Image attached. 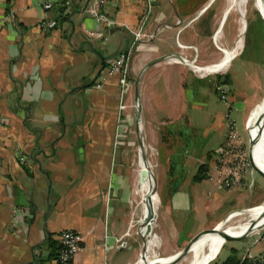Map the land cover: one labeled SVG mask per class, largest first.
Here are the masks:
<instances>
[{
	"label": "crops",
	"instance_id": "0c3cea01",
	"mask_svg": "<svg viewBox=\"0 0 264 264\" xmlns=\"http://www.w3.org/2000/svg\"><path fill=\"white\" fill-rule=\"evenodd\" d=\"M159 1V13L151 14L154 0H114L105 12L116 27L104 31L106 41L99 46L86 34L97 26L75 10L77 19L70 14L60 18V8H54L46 16L57 21L56 28L41 30V0H0V264H53L49 243L57 242L64 230H74L82 237L73 264H138L142 258L148 243L144 240L146 231L141 227L136 231L132 219L131 166L135 155L126 151L134 146L126 133L133 127L131 111L135 129L157 147L163 138L162 128L181 117L179 100L186 93H195L187 87L188 80L194 83L211 76L200 77L187 64L165 58H195V64L202 67L218 63L223 56L207 50V45L212 34L216 37L223 32L231 10L226 9L220 20L213 15L200 25L198 22L218 0H202L195 15L183 5L178 10L173 0H168L170 9L165 0ZM137 31L143 36L140 41H135ZM120 53L128 56L127 85L122 86L120 77L115 76L106 78L100 89H90L99 71ZM242 55L241 49L229 62L227 73ZM196 93L197 98L203 96L198 89ZM263 97L264 92L254 99L249 114ZM206 102H199V109ZM135 103L138 110L133 108ZM121 104L127 106V121L120 128ZM256 109L249 132L253 120L255 140L262 145ZM225 127L218 115L209 128ZM116 142H120L121 150L114 156ZM248 142L250 145V136ZM211 151L207 163L189 168V182H200L193 179L206 164L202 180L231 195L223 199L228 208L240 206L238 195L252 189L254 172L263 178L258 172L262 169L251 166L246 186L224 190L209 177L216 154ZM258 154L257 162L264 165L263 150L258 149ZM126 159L128 165H124ZM167 162L170 164L171 159ZM169 176L171 184L164 199L158 194V185L155 188L157 204L160 197L155 248L165 250L166 257L187 244L185 241L180 247L179 242L191 215L199 217L202 209H211L223 197L217 195L205 207L198 199L192 203L182 179ZM263 203L229 210L193 239L217 228L230 215ZM251 224L236 234L247 232ZM237 241H242L240 258L247 250L252 256L263 252L264 226Z\"/></svg>",
	"mask_w": 264,
	"mask_h": 264
},
{
	"label": "rangeland",
	"instance_id": "374dc122",
	"mask_svg": "<svg viewBox=\"0 0 264 264\" xmlns=\"http://www.w3.org/2000/svg\"><path fill=\"white\" fill-rule=\"evenodd\" d=\"M158 2L160 1L154 0V7L151 14L159 13L158 11L160 8ZM173 3L178 10L180 6L183 5V7L186 6L188 8V12L190 14L195 15L198 12L202 0H173ZM165 4L169 9L171 8V4L168 2V0H165ZM242 6L243 0H237V3H231L229 0H218L210 9V11L207 12L198 22V24L203 25L207 23L213 15L214 19L219 18L220 20L223 12L231 7L230 12L225 19L223 32L220 33V35L214 40V34H212L211 41L207 45V50L217 51L220 58L223 56V50H232L239 41ZM244 10V19L248 29L246 31V25L244 22L245 26L242 35L241 46L235 53L231 54L230 61L238 53H240L241 49L243 50L242 57L234 60L231 63V67L229 69L230 71L228 73L225 71L226 69H224L222 71L212 73L215 74L212 75L194 69L195 73L198 75L207 74L211 76L203 81H194V83L190 79L188 80L187 87L190 91H195V93H186L185 96L179 100V115L181 117L177 122L168 124L162 128L163 132L161 134H163V138L157 147L152 145V143L145 136L141 135V133L135 129V115L134 112L131 111L133 127L130 129L128 128L126 133L133 139L134 146H130L129 150L126 151H128L129 155H135L131 166L133 177L131 184V200L133 205L132 219L133 227L136 231H138L140 227L145 228L146 236L144 240H146V242L150 241V237L148 236L146 221L141 215L140 198L135 195V180L138 172L137 156L141 147L140 145H144V147L147 149V153L145 155L151 164L152 183H154L155 180V188L157 189L158 185V194L162 199L167 196L166 193L170 186L169 183L171 184L169 175L175 179L180 178L178 181L182 179V181L185 183L184 185L188 189L190 194L189 197L191 198L192 203L198 199L197 202L200 201V206L205 207L207 204H209V202L214 200L217 195L223 196L221 200L215 202L211 209L207 211L202 209L201 214H198L200 215L199 217L195 218L194 214L191 215L190 219H188L187 223L183 227V231L180 236V241L182 242H179L180 247L184 246V242L186 241L187 244L184 246V248H186V246H188V244L193 240L194 236L209 228L211 224L217 222L219 219H222L229 210L264 201V179L256 172L253 173L252 189L243 191L240 195H238L242 204L232 208H228V204L223 200L224 197L231 196L228 194V192L216 190L211 183L205 180L197 183L189 182L190 180L188 176L189 168L192 166L198 167L201 163H207L208 152L212 150L211 152L214 155L220 150L222 144L225 141V135L231 122L235 123L237 132L242 138L246 153L247 155L249 154V123L252 112L256 109L257 105L250 112V114L248 111L252 106L254 99L259 97L264 92V20L259 14H264V0H248ZM67 13L73 16L74 19H77L75 16L78 14H76L74 9H68ZM90 39L91 41H98L99 46L102 43V40L95 38ZM215 63L217 62H213L211 64L214 65ZM211 64L206 67L213 66ZM195 65L199 66L198 64ZM244 65L245 70L242 72L241 69L244 68ZM247 72L248 74H246ZM216 75H221V77ZM225 81L227 83H225ZM216 86H221L227 91L228 94L225 101L221 100L220 94L216 91ZM197 89L200 90L203 96L197 98ZM245 98L247 99L244 101ZM205 101H207L206 106L199 109L197 106L198 103H205ZM228 111H230L229 114ZM258 112L259 106L256 113L258 114ZM120 114H123L122 120L119 122L121 128L123 121L125 122L127 120L124 111ZM218 115H221L222 121L225 123L226 127L211 130L209 127H212L214 124V119H216ZM212 116L214 117L211 120L210 117ZM165 117L166 116H164V118ZM257 119L258 116L256 117V120ZM223 134L224 138L222 137ZM119 145L120 142H116L112 148L114 156L118 155L119 151L121 150ZM252 153L254 159L258 161L259 154L255 143L252 146ZM167 158L171 159L170 164H168ZM128 164L129 159H126L124 161V165ZM255 166L260 169L257 165ZM169 167L171 169H169ZM208 193H210V195ZM160 197L155 212L157 215L160 214ZM154 198L156 201H158L157 195L155 193ZM219 208L221 210H219ZM217 210H219V212ZM156 218L152 224V235L156 226ZM237 220L238 218H235L229 223L232 224ZM240 242L242 241H227L219 250L218 248L220 244H218V246L211 250V252H209L206 256L213 254L215 255L198 264H205L206 262H208V264H221V262L230 255L231 249H236L237 253L241 251ZM184 248L173 252V254L180 252ZM153 251L154 252L148 253V259L152 260L154 256L160 257L161 259L167 258L165 250L162 251L154 248ZM180 263L181 261L178 264Z\"/></svg>",
	"mask_w": 264,
	"mask_h": 264
},
{
	"label": "built area",
	"instance_id": "2783aa9c",
	"mask_svg": "<svg viewBox=\"0 0 264 264\" xmlns=\"http://www.w3.org/2000/svg\"><path fill=\"white\" fill-rule=\"evenodd\" d=\"M113 2L114 0H41L40 7L44 15L40 19L38 26L41 30L56 28L57 21L49 19L46 14L58 7L62 10V17H66L69 14L67 13V10L72 8L79 14L90 18L97 26V30L86 32L89 38L106 41V38L103 35L104 31L116 27V22L105 12V8L112 5ZM150 8L151 6L149 7V10ZM134 36L135 41H140L143 37L139 31L135 32ZM149 39H151V37H147V40ZM179 47L184 48V46L180 44ZM165 61L183 62L191 64V66L195 68H203L195 65V58L191 61H187L179 56H168L165 58ZM127 66L128 56L126 53L118 54L113 60L109 61L101 71H99L93 84L90 86V89H100L106 78H112L115 76L120 77L122 86L127 85L125 82ZM192 70L194 71V69ZM199 76L205 77L207 74ZM216 91L220 94L221 100L225 101L227 99L228 93L223 87L216 86ZM126 107L127 106L121 104L119 106V111H124ZM133 108L138 110V104L135 103ZM229 113L230 111H228V114ZM250 172V153L247 155L235 123L231 122L225 135V141L220 150L214 156L213 174L209 177L213 179L220 188L224 190H232L237 187L246 186L247 177ZM81 242L82 237L74 230H64L60 232L57 236L58 251L53 264H73L75 258L80 252ZM240 264H264V251L252 256L247 250L241 257Z\"/></svg>",
	"mask_w": 264,
	"mask_h": 264
},
{
	"label": "bare ground",
	"instance_id": "6f19581e",
	"mask_svg": "<svg viewBox=\"0 0 264 264\" xmlns=\"http://www.w3.org/2000/svg\"><path fill=\"white\" fill-rule=\"evenodd\" d=\"M248 0H243V6H242V11H241V28H240V37L238 43L233 47L231 51L225 50L223 52V57L222 59L214 64L213 66L210 67H203L202 69L195 68L191 66V64H187L189 67L203 72V73H208L212 74L215 72L222 71L224 69L228 68L229 62H230V56L231 54L235 53L241 46L242 42V35L244 32V26L246 25L244 16H245V10L244 7L246 6ZM225 13V12H224ZM226 15V13H225ZM225 15L223 17H225ZM264 15V14H263ZM224 19V18H223ZM222 19V20H223ZM245 22V25H244ZM218 36L214 37L215 39ZM186 64V63H185ZM258 109V108H257ZM256 109V112H257ZM264 115V98L260 102L259 105V112H258V117H262ZM256 120V126H258V120ZM254 124L253 120L251 122L250 126V140L253 141V144L255 143V146L257 150H263L264 152V121L260 123V140L262 145L258 142H256L255 137H254ZM140 130V128H139ZM252 144V146H253ZM147 149L144 147V145H141L139 151H138V172L136 176V187H135V195H137L140 198V206H141V215L145 219V221L148 223L146 224L148 236L150 237V241L147 244V247L145 249V253L142 254V258L138 262V264H167L168 262L171 261V256L167 257L165 259H161L160 257L154 256L152 260L148 259V253L154 252L153 249L155 248V235L153 232L152 235V224L155 220V212L157 208V201L154 198V189L155 186L153 187L154 183H152V175H151V164L146 158ZM251 159L253 164H256L259 168H261L264 172V165L258 163L252 153V147L250 151ZM245 212L237 213L231 215L227 220L223 221L217 228L216 230L218 232L224 231L225 233L232 235V236H240L242 234H236L238 233L235 230H239L244 226H247L255 221L258 220L259 224H261L264 221V203L257 207L256 209H249V210H244ZM151 214L150 218L149 215ZM149 218V219H148ZM238 218V220L234 223H229L231 220ZM250 229V228H249ZM248 229V230H249ZM234 231V232H233ZM214 233V234H207L202 236L193 246L192 250L189 252L188 256L183 258L181 260L180 264H198L201 262L206 261L207 259L213 257V255L206 256L211 250H213L215 247L219 245V248H222L223 244V237L219 233ZM203 241V242H202ZM217 250V251H218ZM156 254V253H155ZM180 262V261H179ZM178 262V263H179ZM176 263V264H178ZM207 263V262H206ZM205 263V264H206Z\"/></svg>",
	"mask_w": 264,
	"mask_h": 264
},
{
	"label": "water",
	"instance_id": "95a60500",
	"mask_svg": "<svg viewBox=\"0 0 264 264\" xmlns=\"http://www.w3.org/2000/svg\"><path fill=\"white\" fill-rule=\"evenodd\" d=\"M263 20H264V18H263ZM136 97H137V93H136ZM262 121H264V115H263L262 117L259 118V120H258V125H259L260 123H262ZM252 144H253V141L250 140L249 153H250V151H251ZM250 157H251V155H250ZM251 166H252V167H255V165H254L253 162H252V159H251ZM255 168H256V167H255ZM258 172H259V173L263 176V178H264V172H262V171H258ZM154 193H155V189H154ZM150 216H151V214L149 215V218H150ZM149 218H148V219H149ZM226 220H227V219H226ZM147 223H148V220H147L146 224H147ZM263 226H264V221H263L261 224H259V222H254V223L251 224L250 229H249L247 232H245L244 234L240 235V236H232V235H229V234L225 233L224 231H222V232H218V231L216 230V228H213V229H211V230H209V231H207V232H204L203 234H200V235L197 236L196 238H194V239L188 244V246H186V248H184V249L181 250L180 252H178V253L174 254L173 256H171V257H170V258H171V261L168 262L167 264H176V263H178L179 261H181L183 258H185V256L188 255L189 252L192 250L194 244H195V243H196V242H197L202 236H204V235H207V234H214V233H217V232H218V233L223 237V242L232 241V240L237 241V240H241V239H243V238L249 236V235H250L251 233H253L255 230H257V229H259V228H261V227H263ZM209 262H210V261H209ZM206 264H208V262H207Z\"/></svg>",
	"mask_w": 264,
	"mask_h": 264
},
{
	"label": "trees",
	"instance_id": "16d2710c",
	"mask_svg": "<svg viewBox=\"0 0 264 264\" xmlns=\"http://www.w3.org/2000/svg\"><path fill=\"white\" fill-rule=\"evenodd\" d=\"M60 12H62V10L60 9ZM259 13V12H258ZM260 16H262L264 18V16L259 13ZM60 18L62 17L61 13H60ZM225 83H227L225 81ZM206 169V164H202L199 169H198V173L197 175L194 177V181H201L202 179L205 178V174L204 171ZM57 242H54L53 240H50V245L53 247V252L51 254V258L55 259L56 255H57V251H58V245L56 244ZM56 244V247H54ZM56 251V252H55ZM241 263V258L238 256V253L235 249H231L230 255L221 262V264H240Z\"/></svg>",
	"mask_w": 264,
	"mask_h": 264
}]
</instances>
